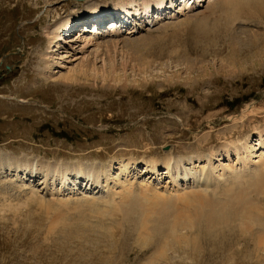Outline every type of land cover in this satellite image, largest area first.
I'll return each instance as SVG.
<instances>
[{"label":"rangeland","instance_id":"obj_1","mask_svg":"<svg viewBox=\"0 0 264 264\" xmlns=\"http://www.w3.org/2000/svg\"><path fill=\"white\" fill-rule=\"evenodd\" d=\"M76 1L0 0V264H264V250L251 234L232 238L229 227L216 223L202 241L195 228L178 239L161 226L159 243L129 222L112 230L110 223L119 221L120 212L100 215L113 210L106 200L110 188H117L115 175L122 181L120 160L138 161L129 178L139 176L133 191L143 195L142 181L164 188L170 181L164 169L162 181L143 175V159L163 162L169 150L182 157L219 149L230 140L234 123L236 135L264 128V57L251 62L264 46V15L256 13L257 22L242 29L241 14L228 30L224 21L217 22L223 14L219 8L210 13L220 0H175V8L154 14L150 24L95 22L65 32L80 15L89 18V7L106 4L110 10L120 0ZM256 33L262 35L259 42ZM128 42L137 48L128 50ZM49 60L54 61L51 69ZM139 61L149 68L139 69ZM189 61L195 67L187 68ZM83 64H95L100 73L69 85L64 76ZM103 71L109 72L105 78ZM61 165L69 169L63 184V174L53 170ZM79 165L82 171L97 167L99 182L93 176L83 181L84 174L75 177L72 170ZM188 171L208 176L201 168ZM178 177L174 186L167 184L171 189L197 185L193 174L184 178H192L190 184ZM118 188V208H125ZM135 209H151L154 219V196L140 198ZM194 240L198 246H191ZM169 244L173 250L166 248Z\"/></svg>","mask_w":264,"mask_h":264},{"label":"bare ground","instance_id":"obj_2","mask_svg":"<svg viewBox=\"0 0 264 264\" xmlns=\"http://www.w3.org/2000/svg\"><path fill=\"white\" fill-rule=\"evenodd\" d=\"M82 1L84 2L86 0ZM163 2L164 0H141V3H138L137 0H120L117 3L114 2L115 5L117 4L119 7H111L110 10H106V4L104 6L101 4L91 6V8L89 7L88 15L89 18L92 20V18H97V16H100V14L109 13L110 11L121 10L125 12L126 15L132 16V13H134L139 16L141 14V9L145 14L149 15L148 12L150 11V7H152V3H154V5H156V7L158 8L162 7ZM170 2L171 4L173 3L172 0H170ZM218 8L222 11L223 14L221 16L219 15V17L217 18V22L224 21V23L226 24H224L225 26H223L229 30L230 27L227 24H230V21H237L236 18L242 14L239 20H242V22L243 20L245 21L244 24H242V29H246L248 26L252 25L249 24V22H257L256 13H261L262 15H264V0H220L212 6V12L210 13L212 14L213 12L218 11ZM80 16L83 17L84 15ZM82 17H79V20L74 21V24H76V22L85 23L83 21L81 22ZM69 21L70 22H68V24L72 22V18H70ZM198 23L203 24V21L201 20ZM108 24H111V22ZM90 26L92 27V24H90ZM216 26L217 24H213L211 28H216ZM94 27L97 28L98 26L94 25ZM231 30L233 31V29ZM244 32L248 31L245 30ZM261 36L262 35L258 36V33L255 34V38L258 39L257 42L261 41ZM54 37L57 38L58 34ZM238 37L244 39V36L242 34H238ZM87 41L89 40H86V44H88ZM250 42L256 43L255 40H251ZM126 47H128V50H131L137 48V45L136 42H128L126 44ZM135 55L138 56L137 53ZM253 55L255 56L251 60V62L254 61L255 64L260 62V60H262V58L264 57V46H262L261 49L255 52ZM109 59L113 60L112 70L116 72L117 69L113 56L110 55ZM105 60L107 62V58H105ZM53 62L54 61L50 60L46 61L47 67L51 69L50 65L53 64ZM192 63L193 62L189 61L186 67L191 68L195 65H193ZM138 64L140 67H142L139 68L141 70L146 71L149 68V64L147 65V62L139 61ZM86 65L83 64L80 70H72L69 75L64 76V80L67 81L70 85L75 84L79 81L80 78L84 76L95 77V74L97 75L98 73H100V71L95 68V64H92L93 66L91 64ZM123 66L124 70H126L127 63H123ZM108 73V71H103L101 75H103V77L105 78ZM253 108L254 107H250L249 109L251 110H247L246 114H252L249 119L254 117ZM244 117L245 115L241 116L240 118L243 119ZM236 125L237 123H234L233 126L229 128L230 130L228 131V134L230 133V141H227L219 149L215 150L210 148L209 150H207L208 152H196V154L194 153L182 157L174 156L173 153L169 152L172 150H169L163 162L159 161L156 158L143 159L141 161L143 163V169L145 170L143 175L151 174L150 177L154 176V179L157 178V180H159L158 176H161V174H163L160 172V168H162L167 171V173L165 172L166 177H170V181L166 183L165 188L164 186L158 185L160 182L151 183L142 181L139 184H141L140 187L144 192L143 195L137 194L135 191H133L134 186L137 189L139 188L136 179L140 180V178L137 177V175H135L136 179L134 180L129 178V175L131 174L133 169V173H135V166L138 161L133 158H129L126 161L120 160L118 163L119 168L121 172L124 173L121 176L122 181L120 180V175L119 177H117L114 174L117 178V185L113 184L112 186L117 188H110V194L108 195V198L106 200L107 203L111 206H116L111 207L106 203V205H108L107 208H113V210L112 212L106 211L110 213V215L104 214L105 212L100 215H102L103 218H109L111 217V215L117 217L119 215L118 213L120 212L121 216L119 218V221L110 223L111 229H114V227H112L114 225L115 228H117L118 226L120 229L127 222H129L130 225L133 226L135 229H144L149 234V237L154 238L155 236L159 243H161L162 241L161 235L164 232L161 226L166 227L171 236H176L178 239L183 238L184 234H188L189 232H187V230L189 228H195L197 230L196 233L200 234V239L198 241H202L206 232L211 228V225L213 223H216L219 224L220 229L229 227V235L232 238H236L237 236L235 235L237 233L243 235V237L249 236L251 234V237L255 241V243L260 245L261 248H263L264 250V128L259 127L258 131L256 132V134L258 135L256 140L250 139L249 135H246L241 139H234L237 130ZM224 130H226V128ZM224 130L222 131V133L225 132ZM208 136H210V134ZM253 141H255L256 143H254ZM260 149L263 151L259 156H257L256 154ZM225 157H227L228 159L236 158V161H233V163L228 165L223 164L224 162L222 163L221 161L224 160ZM258 157L259 159L254 161V158ZM217 162L219 164H216ZM10 164H12V162ZM23 165L24 167L27 166L25 164ZM174 165L177 171H175ZM82 166L83 165H79L76 167V169L73 168L72 171L75 172V177L82 176L83 174L85 176V179H94L96 177L98 183L101 177V172L97 170V167H89L88 169H85V171H82ZM109 166L111 168L113 164H109ZM48 167L49 166H47V168ZM119 168H117V174H120ZM196 168H201L202 171H207V178H200L194 173L188 171L191 169L195 170ZM53 170L63 174L61 178L62 182L68 180V167L61 165L55 167ZM192 174L194 175L193 181H195L197 185H192L188 187L190 189L181 191V189L179 188L171 189V187L167 185L169 184L174 186L173 183L175 182V179L178 176H183L184 178H187L189 175ZM30 176L32 177L33 175L30 174ZM107 177H109V174L107 175ZM178 178H180L178 179V181L183 182V184L192 183V181H190L192 178L188 179V181L184 180V178L181 177ZM112 186L110 185V187ZM118 187L123 190V196L125 199L126 206L125 208H118L120 200V192ZM162 188H164V190ZM149 196H154V219H151L150 217V215L152 214L151 209H135L139 206L140 198H147ZM116 201L117 204L114 205V202ZM152 203L153 201L150 200L147 203L142 204L143 207L147 208ZM186 237L190 238L191 236L187 235ZM238 238L241 239L240 237ZM196 241L197 240L192 241L191 246H198L195 243ZM164 245L167 244L164 243ZM174 246L175 245L173 244H169L168 246H166V248L170 247V249L173 250Z\"/></svg>","mask_w":264,"mask_h":264}]
</instances>
